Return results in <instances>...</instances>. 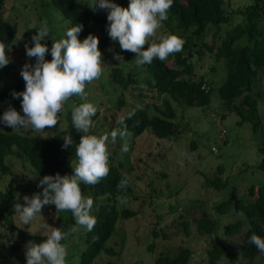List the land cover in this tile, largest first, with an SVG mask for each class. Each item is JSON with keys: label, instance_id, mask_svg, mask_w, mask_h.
Segmentation results:
<instances>
[{"label": "rangeland", "instance_id": "1", "mask_svg": "<svg viewBox=\"0 0 264 264\" xmlns=\"http://www.w3.org/2000/svg\"><path fill=\"white\" fill-rule=\"evenodd\" d=\"M252 1L226 0L225 12L230 13L245 7ZM94 2L95 0H75V6L80 12L88 11L108 22L107 10H93ZM128 3L129 0L122 7H126ZM3 17L16 25V37L6 50L10 63L5 66L8 73L0 75V90L18 82L19 86L15 92H22L25 84L20 70L25 63H35V58L26 55L25 44L28 47L32 46V36L46 19L50 34L49 38L46 37L41 43L46 44L49 49L45 59L51 60V40L63 38L66 21L49 0H4ZM231 17L232 23L240 21L241 18L240 15ZM89 24L99 39L98 47L102 53L104 68L102 76L88 84L85 89L88 101L98 109L93 117L91 133L95 135L110 133L111 125L120 115L146 104L148 113L154 114L152 105L161 108L164 99H168L174 109V121L180 130L175 136L164 139H158L146 132L138 136L130 135L127 138V152L121 151L124 141L120 138H117L115 144L109 140L108 150L113 154L112 158L109 157V164L126 173L136 195L135 200L125 198L123 199L125 203L118 201L116 208H127L136 213L130 218L116 220L113 232L104 243L112 253L101 251L94 258L93 264H154L158 253L167 252L170 256H175L180 246L191 250L190 259L186 264H205V249L209 248L211 243L222 245L226 252L234 256V260L229 261L226 255H222L217 261L218 264H264V258L256 256L249 259L241 254L239 237L225 236L222 233L225 224L236 219H244L243 215L235 213L232 205L227 207L225 214H217L214 211V207L225 200L240 199L245 203H251L252 197L248 196V188L250 186L257 188L264 179V173L257 168L261 157L257 150V142L261 143L260 133L253 134L248 122H239L234 113L225 111L220 105L216 87L225 77L224 62L216 61L214 55L205 50L202 55H198L195 52L196 47L190 48V57L181 54L185 58L179 66L190 65L191 78L197 80L202 77L213 89L208 105L186 106L166 95H156L152 92L144 83L148 74L145 73L143 65H136L135 54L121 50L119 55L123 60H116L111 44L101 46V38L106 34V25L93 20ZM162 24L161 31L178 33L173 21H169L168 26L164 22ZM214 29V26H208L202 41L210 43ZM223 29H220L219 36ZM17 39H22L23 42L15 43ZM214 43H219L217 37L214 38ZM246 44L245 37L234 43L235 46ZM178 54L180 52L170 55L165 60L169 67H178L175 63V56ZM113 66L119 67L124 76L131 74L133 83L125 88L112 83L108 72ZM257 78L253 92L259 95V98L256 97L257 108L264 134V70L258 71ZM73 101L77 104L81 102L76 97L71 98L59 116V123L51 129L42 132H34L31 128L13 130L0 124V130L28 133L35 137L52 136L66 126V113L71 110L69 104ZM9 105L23 114L20 99L13 98L11 93L0 99V116ZM223 113L224 117L220 118V114ZM262 140L261 148L264 152V138ZM74 160L75 155L65 161L64 167L67 171L72 170L70 164ZM7 161L11 174L0 177V215L9 217L11 225L16 229L9 231V224L0 217V243L3 244L0 247V264H26L25 251L29 242L22 238V231L44 234L41 227L44 223L58 227L64 219L71 217L74 220V217L69 211L56 212L54 205H46L41 214L38 213L28 225L22 224L14 211V205L17 202L23 204V196L31 197L33 193H38L36 190L38 177L26 162L16 156L7 157ZM218 166L222 171L220 179L223 187L215 190L205 184L204 179L214 178ZM81 189L86 197L92 198L88 192V185H83ZM8 211L12 213L8 214ZM199 217H206L214 222V231L210 235H199L195 232L193 219ZM182 221L188 222V234L183 229ZM73 227H77L78 230L70 232L64 243L68 250L67 264L78 263L79 251L83 249L81 236L86 231L76 223L71 228ZM152 229L157 233L156 236L152 235ZM149 245H152L151 251L147 250Z\"/></svg>", "mask_w": 264, "mask_h": 264}, {"label": "trees", "instance_id": "2", "mask_svg": "<svg viewBox=\"0 0 264 264\" xmlns=\"http://www.w3.org/2000/svg\"><path fill=\"white\" fill-rule=\"evenodd\" d=\"M225 1L173 0V5L168 12V19L163 22L168 26V22L173 21L174 27L178 31L177 34H173L182 37L184 40L182 51L175 56V63L178 67H169L165 61L154 59L151 64L143 65L145 73L148 74L144 83L156 95H166L171 100L182 102L186 106L202 107L209 104L213 89L202 77L197 80L191 78L190 65L179 66L185 58L181 54L184 53L190 57V48L196 47L195 52L198 55H202L205 50L213 54L216 61L222 60L225 64V77L216 87L220 105L225 111L234 113L239 118V122H248L253 134L260 133L261 143L257 142V150L261 157L257 168L264 173V152L261 148L264 138L263 123L257 108L258 100L256 97L259 98V95L253 92L254 83L258 79V71L264 70V0H253L251 4L230 13L225 12ZM111 2L123 6L127 0H111ZM49 3L60 12L66 21V31L76 24L83 26L78 37L81 40L90 33L94 35L89 24L91 20L102 25L105 24L106 34L101 38V46L111 44L112 52L114 54L120 53L121 49L118 42L113 41L108 35V22H105L101 17L88 11L80 12L75 6V0H49ZM3 12L4 0H0V41L9 48L16 37V25L5 20ZM232 15H240V21L232 23ZM208 26H214L215 29L211 34L210 43H205L202 38ZM221 26L225 28L223 29ZM221 28L223 32L219 36ZM215 37L219 40L218 44L214 43ZM242 37H245L247 44L235 46V41ZM63 38H66V32ZM19 42H23V40L17 39L15 43ZM4 73H8L5 67L0 69V75ZM108 76L112 83L120 84L124 88L133 83L131 74L124 76L117 66L109 69ZM202 84L208 87L207 91L201 88ZM18 86V82H15L1 89L0 99L16 91ZM161 104V108L152 105L154 114L148 113L147 104L129 112L133 115L126 120V124L131 136H138L146 132L158 139H164L173 137L177 132H180L174 121L175 111L169 100L164 99ZM223 117L224 113L220 114V118ZM118 120L111 125L109 130L121 127ZM67 134H71L74 144L68 149H63V136ZM79 137L72 124L71 110L66 113V126L49 137H35L28 133L0 130V177L11 174L7 157L16 156L26 162L38 177L36 190L38 193H42L43 188L38 187V184L43 176L57 173L60 175L71 174L72 170L67 171L64 164L69 157L75 155V144L79 142ZM109 157L112 158L113 154H110ZM221 173V168L218 166L217 175L212 179L205 178V184L215 190L221 189L223 187L220 179ZM125 176H127L126 173L121 172L113 164H109L108 175L96 185H88V192L94 201L92 214L96 217V224L92 231L86 230L81 236L83 249L79 251L77 264H93L94 258L101 251L112 253V250L105 247L104 243L113 232L116 220L135 215L134 210L116 208V203L121 199H136L134 188L129 180L126 188L122 190L117 188L119 181ZM33 182L36 183V180ZM83 185L82 183L81 188ZM248 196L252 197V202L249 204L240 199L225 200L218 203L214 207V211L222 215L226 213L227 207L232 205L235 213L243 215L244 219H236L232 223L225 224L222 233L225 236L239 237V250L244 257L249 259L256 256L264 258V254H261L250 242V237L253 234L264 238V179L257 188L254 189V186L248 188ZM10 213L12 212L8 211V214ZM0 217L4 219L6 224H9V231L16 229L11 225L12 222L9 217L2 215ZM193 222L195 232L199 235H210L214 231V222L209 218H194ZM74 223V220L69 217L60 222L58 227L62 231L68 232ZM181 224L185 233L188 234V222L182 221ZM151 232L153 236H156L157 233L153 229ZM21 235L24 240L35 243L46 238L44 234L29 233L28 231H22ZM69 236L70 233L67 239ZM67 239L63 240L62 243L64 244ZM2 246L3 244L0 243V247ZM151 249L152 245H149L147 250L151 251ZM205 254V264H218L217 261L222 255H226L229 261L234 260L233 254L226 252L225 248L217 243H211L210 247L205 249ZM190 256L191 250L180 246L175 256H170L167 252L158 253L154 259V264H186Z\"/></svg>", "mask_w": 264, "mask_h": 264}, {"label": "clouds", "instance_id": "3", "mask_svg": "<svg viewBox=\"0 0 264 264\" xmlns=\"http://www.w3.org/2000/svg\"><path fill=\"white\" fill-rule=\"evenodd\" d=\"M173 0H129L127 7H122L111 0H95L92 8L107 10V32L109 37L118 42L123 51L135 54L137 66L151 64L154 59L165 61L170 55L181 52L184 40L167 31H161L162 22L168 19V12ZM82 25L76 24L66 31V38L51 40V60L45 59L49 49L41 43L49 38L50 28L47 20L42 21L37 32L32 36V46L25 44L26 55L35 58L34 64L25 63L20 70L25 87L22 92H12L13 98H19L22 113L11 105L0 116V124L11 129L31 128L34 132L51 129L59 123V116L71 98H78V104H69L71 120L76 132L81 133L75 144V160L70 166V175H45L38 184L42 193H33L31 197L23 196L24 203H15L14 211L19 221L28 225L46 205H54L56 212H71L76 225L92 231L96 217L92 214L94 201L86 197L81 184L94 186L109 172L108 142L116 143L117 138L124 141L121 151H128V131L126 120L133 113L119 117L121 127L110 133L95 135L91 133L93 117L97 107L88 101L86 86L98 80L104 71L102 53L99 50V39L88 34L79 39ZM36 28V27H33ZM8 48L0 41V69L10 63L6 54ZM116 60H123L114 54ZM63 149L74 144L71 134L63 136ZM128 186V177H123L118 190ZM120 203H125L123 199ZM46 238L39 243L30 241L26 245V264H67L68 250L63 240L70 232L47 223L41 225ZM250 242L261 254H264V238L253 234Z\"/></svg>", "mask_w": 264, "mask_h": 264}, {"label": "built area", "instance_id": "4", "mask_svg": "<svg viewBox=\"0 0 264 264\" xmlns=\"http://www.w3.org/2000/svg\"><path fill=\"white\" fill-rule=\"evenodd\" d=\"M201 88L204 89L205 91L208 90V87H207L205 84H202V85H201Z\"/></svg>", "mask_w": 264, "mask_h": 264}]
</instances>
